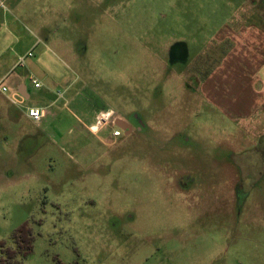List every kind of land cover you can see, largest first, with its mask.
<instances>
[{
    "label": "rangeland",
    "instance_id": "374dc122",
    "mask_svg": "<svg viewBox=\"0 0 264 264\" xmlns=\"http://www.w3.org/2000/svg\"><path fill=\"white\" fill-rule=\"evenodd\" d=\"M243 22L264 0H0V81L46 106L37 126L0 93V242L28 225L21 264H264V125L219 98L216 35ZM108 109L131 135L88 129Z\"/></svg>",
    "mask_w": 264,
    "mask_h": 264
},
{
    "label": "crops",
    "instance_id": "0c3cea01",
    "mask_svg": "<svg viewBox=\"0 0 264 264\" xmlns=\"http://www.w3.org/2000/svg\"><path fill=\"white\" fill-rule=\"evenodd\" d=\"M260 12L262 14L263 11ZM216 36V40L224 43L225 48L219 68L220 77L224 76L225 78L222 79L225 80L231 75H236L219 95L221 108L230 111L237 120H243L249 129L251 126L257 127L252 125L253 121L259 126H263L264 113L263 117L257 120L255 118L258 112L264 111V23L249 25L243 22L226 25ZM247 75L250 76V82L245 80ZM36 78L38 79V77ZM38 80L42 84V81ZM23 85L25 86L22 81L15 82V87L18 90H21ZM43 89L42 84L41 88L36 90ZM24 91L29 99L30 95L26 86ZM47 92L48 90L45 88V93ZM33 107H40L44 111L46 109V106L43 105H33Z\"/></svg>",
    "mask_w": 264,
    "mask_h": 264
},
{
    "label": "built area",
    "instance_id": "2783aa9c",
    "mask_svg": "<svg viewBox=\"0 0 264 264\" xmlns=\"http://www.w3.org/2000/svg\"><path fill=\"white\" fill-rule=\"evenodd\" d=\"M32 52H28L25 56L19 57L15 64V68H23L25 67V60L27 58H32ZM13 69V70H14ZM11 70V72L13 71ZM9 72V73H11ZM8 73V74H9ZM5 77L0 81V93L7 99V101L17 108H22L26 117L34 124L38 125L42 121V116L44 114V110L40 107H33V106H26V98L24 95L15 87L14 89L8 88L6 85L3 84ZM28 82L34 89L41 88V82L32 74H28L27 76ZM109 117V113H101L96 116V124L93 125L90 130L93 132L96 130L97 126L99 125L100 121L103 119H107ZM117 134V133H114Z\"/></svg>",
    "mask_w": 264,
    "mask_h": 264
},
{
    "label": "flooded vegetation",
    "instance_id": "af4514ba",
    "mask_svg": "<svg viewBox=\"0 0 264 264\" xmlns=\"http://www.w3.org/2000/svg\"><path fill=\"white\" fill-rule=\"evenodd\" d=\"M224 56V55H223ZM186 58V51L185 47L183 44H178L173 47L172 50V59H175L177 61H183ZM101 113H109V117L107 119H103L100 121L99 125L97 126L96 130L93 131V133H99L103 129H108L110 132V136L113 138H119L122 136V134H125L126 136L131 135L133 131L135 130V127L132 123V121L135 119H138L137 117H131V121L123 119L122 117L118 116L112 109H108L105 111H99L96 113V116H98ZM96 116H95V124H96ZM139 125V130H142L144 128V125L141 123ZM91 127H88L90 130ZM91 131V130H90ZM92 132V131H91ZM117 133V134H114ZM183 186H179L180 190H187L186 188L188 186H184L185 184H182ZM233 189L235 191L233 192L232 195H234L233 199L231 201L236 202L237 200V193L242 189V186L238 185L234 186ZM230 202V201H229Z\"/></svg>",
    "mask_w": 264,
    "mask_h": 264
},
{
    "label": "trees",
    "instance_id": "16d2710c",
    "mask_svg": "<svg viewBox=\"0 0 264 264\" xmlns=\"http://www.w3.org/2000/svg\"><path fill=\"white\" fill-rule=\"evenodd\" d=\"M12 246L0 242V264H21L19 260L31 254L34 237L31 229L22 224L11 235Z\"/></svg>",
    "mask_w": 264,
    "mask_h": 264
},
{
    "label": "water",
    "instance_id": "95a60500",
    "mask_svg": "<svg viewBox=\"0 0 264 264\" xmlns=\"http://www.w3.org/2000/svg\"><path fill=\"white\" fill-rule=\"evenodd\" d=\"M24 90H25V86L23 85V86L21 87V90H19V91L24 95V97H25L26 99H28V95L26 94V92H25ZM23 92H25V93H23Z\"/></svg>",
    "mask_w": 264,
    "mask_h": 264
}]
</instances>
